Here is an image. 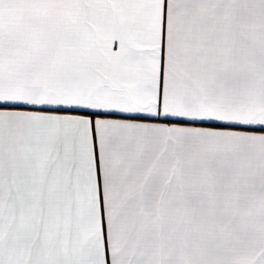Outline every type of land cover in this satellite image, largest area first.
I'll return each mask as SVG.
<instances>
[{"label":"snow or ice","instance_id":"snow-or-ice-1","mask_svg":"<svg viewBox=\"0 0 264 264\" xmlns=\"http://www.w3.org/2000/svg\"><path fill=\"white\" fill-rule=\"evenodd\" d=\"M0 105V264H264V0H0Z\"/></svg>","mask_w":264,"mask_h":264},{"label":"crops","instance_id":"crops-1","mask_svg":"<svg viewBox=\"0 0 264 264\" xmlns=\"http://www.w3.org/2000/svg\"><path fill=\"white\" fill-rule=\"evenodd\" d=\"M0 107H3V105H0ZM108 118L120 119V118H124V116H123V114H120V115L113 116V117H108Z\"/></svg>","mask_w":264,"mask_h":264}]
</instances>
